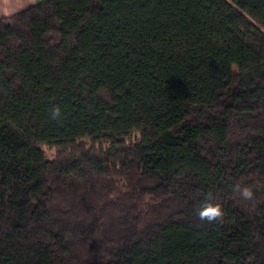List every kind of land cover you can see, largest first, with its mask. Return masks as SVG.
Listing matches in <instances>:
<instances>
[{"label": "trees", "instance_id": "obj_1", "mask_svg": "<svg viewBox=\"0 0 264 264\" xmlns=\"http://www.w3.org/2000/svg\"><path fill=\"white\" fill-rule=\"evenodd\" d=\"M0 264H264V0L0 17Z\"/></svg>", "mask_w": 264, "mask_h": 264}, {"label": "crops", "instance_id": "obj_2", "mask_svg": "<svg viewBox=\"0 0 264 264\" xmlns=\"http://www.w3.org/2000/svg\"><path fill=\"white\" fill-rule=\"evenodd\" d=\"M44 0H0V17H8Z\"/></svg>", "mask_w": 264, "mask_h": 264}, {"label": "clouds", "instance_id": "obj_3", "mask_svg": "<svg viewBox=\"0 0 264 264\" xmlns=\"http://www.w3.org/2000/svg\"><path fill=\"white\" fill-rule=\"evenodd\" d=\"M242 195L245 198H249L251 197L252 193L249 189L245 188L242 190ZM198 214L202 220H207L208 222H212L213 220L219 218L222 215V211L219 205L205 204L199 210Z\"/></svg>", "mask_w": 264, "mask_h": 264}, {"label": "rangeland", "instance_id": "obj_4", "mask_svg": "<svg viewBox=\"0 0 264 264\" xmlns=\"http://www.w3.org/2000/svg\"><path fill=\"white\" fill-rule=\"evenodd\" d=\"M43 150L47 156V158L52 159L54 156V149L49 146H43Z\"/></svg>", "mask_w": 264, "mask_h": 264}]
</instances>
